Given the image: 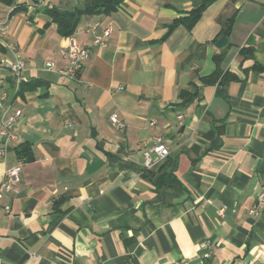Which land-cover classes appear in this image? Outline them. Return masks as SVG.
Segmentation results:
<instances>
[{"label":"crops","instance_id":"0c3cea01","mask_svg":"<svg viewBox=\"0 0 264 264\" xmlns=\"http://www.w3.org/2000/svg\"><path fill=\"white\" fill-rule=\"evenodd\" d=\"M38 1L0 3V130L23 113L0 183L30 148L19 187L0 198L2 264H264V209L250 215L264 185V0H217L170 34L203 0H126L82 15L72 37L46 10L93 0ZM71 39L90 48L77 80L58 73ZM18 58L20 83L3 64ZM156 137L170 154L147 168Z\"/></svg>","mask_w":264,"mask_h":264},{"label":"built area","instance_id":"2783aa9c","mask_svg":"<svg viewBox=\"0 0 264 264\" xmlns=\"http://www.w3.org/2000/svg\"><path fill=\"white\" fill-rule=\"evenodd\" d=\"M48 1L55 0H40V6H44ZM7 27L0 23V39L2 40L3 34L6 32ZM111 29H107L103 36L96 37L93 44L96 46L107 45V40L111 36ZM6 48L10 51L15 52L16 47L13 44H5ZM89 47H82L77 44L73 39H71L68 45L60 51V55L64 60V66L58 70L60 76L70 79L77 80L84 63L89 59L90 53ZM3 64L11 72L15 80L20 83L22 81V74L25 71L26 63L23 59L18 58L16 61H11L9 59L4 60ZM46 68L49 70L55 69V64L53 62H47ZM6 100V94L0 96V109L3 108V103ZM23 113L20 110H15L10 113L4 120L3 126L0 130V157H5L6 146L9 143L16 142V135L12 131V127L15 126L22 118ZM181 119V117H180ZM111 122L118 128H124L125 124L121 122L116 115L111 117ZM156 124L155 121L151 122V126ZM169 148L162 137H156L154 144L152 146H147L143 150L144 165L150 168L156 162H162L169 157ZM26 163L25 159H20L19 163L13 168L9 169L5 174V179L0 183V198L2 195H12L20 185L21 176L23 172L24 165ZM264 209V185L261 187L258 194L256 205L250 210V215H257L260 210ZM11 211L10 207H6V212ZM0 264H2V255L0 251Z\"/></svg>","mask_w":264,"mask_h":264},{"label":"trees","instance_id":"16d2710c","mask_svg":"<svg viewBox=\"0 0 264 264\" xmlns=\"http://www.w3.org/2000/svg\"><path fill=\"white\" fill-rule=\"evenodd\" d=\"M16 0H0V3H4L8 6L14 5ZM32 1L34 3L37 0H26ZM126 0H93L92 6L87 9L85 12H60L55 9L46 10L47 14L52 18L53 22L57 23L59 26L60 34L66 37H72L76 32L79 19L84 14H112L116 12L119 7L125 2ZM217 0H203L200 7L192 10L187 16L181 17L174 21V23L169 27V33L173 32L178 26L184 25L189 29H192L202 18L204 11L212 5ZM39 2V1H38ZM26 6L22 5L17 7L15 10L16 12H20L25 10ZM220 77V73L216 72L210 77L204 78V83H213ZM20 93L30 90L35 87V85L31 83H22L20 86ZM198 97V92L193 94L191 93H183V105L186 106ZM17 153L20 159H25L26 162L29 161L30 156V148L23 147L22 149H18Z\"/></svg>","mask_w":264,"mask_h":264},{"label":"water","instance_id":"95a60500","mask_svg":"<svg viewBox=\"0 0 264 264\" xmlns=\"http://www.w3.org/2000/svg\"><path fill=\"white\" fill-rule=\"evenodd\" d=\"M227 43V39L226 38H222L221 40H219V42L217 43V47L218 48H222L226 45Z\"/></svg>","mask_w":264,"mask_h":264}]
</instances>
